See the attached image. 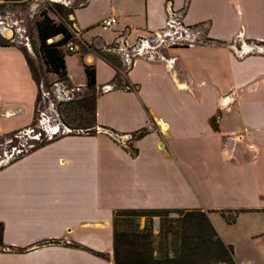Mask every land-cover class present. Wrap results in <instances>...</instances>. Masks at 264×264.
Here are the masks:
<instances>
[{
	"label": "crops",
	"instance_id": "0c3cea01",
	"mask_svg": "<svg viewBox=\"0 0 264 264\" xmlns=\"http://www.w3.org/2000/svg\"><path fill=\"white\" fill-rule=\"evenodd\" d=\"M143 5L140 25L123 9L102 17L116 19L110 43L120 47L134 30L153 38L172 10L182 26L196 25L212 40L199 47L207 57L179 56L189 48L175 43L165 56H133L125 68L122 53L111 50L126 71V85L114 88V68L101 56L109 43L83 42L71 11V32L87 49L79 62L94 67V124L103 132L65 135L0 169V264H113L111 219L119 209H197L209 221L220 210H264V0ZM26 58L12 43L0 46V138L32 121L38 88ZM81 64L80 81L72 82L66 60L65 72L84 88ZM216 235L233 264H250ZM259 237L264 229L251 238Z\"/></svg>",
	"mask_w": 264,
	"mask_h": 264
},
{
	"label": "rangeland",
	"instance_id": "374dc122",
	"mask_svg": "<svg viewBox=\"0 0 264 264\" xmlns=\"http://www.w3.org/2000/svg\"><path fill=\"white\" fill-rule=\"evenodd\" d=\"M85 1L86 0H0V35L4 28L9 29L10 37L8 38L9 41L7 40L6 42L8 44L12 43L23 49L31 70L30 72L28 68L30 75L32 79L38 83L35 82L38 92L34 104L32 121L25 128L32 129L33 131L24 134L25 129H21L14 134L0 138V169L16 160V158L11 159L8 156L12 153L13 147L20 148V146L23 145L24 148H31L30 151H32L68 134H86V127L92 125V94L90 95L84 88L72 84L66 77L63 81H58L57 75L49 71L38 52L39 43L36 35V25L40 23L43 18H48L55 24H63L71 33L72 36L68 43L73 45L75 49L74 52H64L65 44L59 47V51L64 56V65L66 60L67 74L70 76L72 82H78L82 78L80 63L85 64L82 61L79 62V58L80 60L82 59L80 56H82L87 49L76 40L74 34L71 32V30H74L71 25V10L77 19H81L80 24H78L81 40L87 43L92 37H98L104 42L109 43L105 48H101L103 53H107L112 52L111 49L107 47H115V43L110 42H112L113 37L117 35L115 34L116 26L111 29L112 32L101 30L98 23L102 17L107 15L111 8L117 10L123 9L130 13L128 15H135L131 17V21H133L134 25H140L144 14V5L143 0H132L131 2L128 0V3L125 5L122 4L124 0H87V4H84L82 8H76ZM118 18L120 21L125 20L124 17L118 16ZM140 32L141 31H139V33ZM135 33L136 30H134L129 37L127 34V40L126 42L124 41L127 47L134 45L139 38L148 36L145 32H141L140 34L142 35L140 36H135ZM199 35L201 34L199 33ZM200 37L201 36H199V38ZM59 38L60 36L48 38L45 44H50ZM204 38L208 39L207 37H203V39ZM188 41L189 40L182 42L189 43ZM174 45L175 44L171 45L169 42H166L165 44L159 45L154 51L159 55L165 56L166 51ZM199 47L211 46L206 45L202 41L198 42V40H194L185 47L189 49H182L175 52L179 54V56L194 53L198 56L205 55L207 57L208 51H201L203 49ZM214 73H217V70H214ZM216 78L219 79V81L222 80L219 75H217ZM51 89L54 92H52ZM44 92H47L46 98H42V93ZM96 95H98V92ZM49 130L55 133L49 136L51 137L50 139H47L46 136L50 133ZM98 131L103 132V130L96 128L94 125L93 127L91 126L87 134ZM134 137L135 136L131 139ZM6 157L8 158L6 159ZM8 159L9 161L6 163L5 161ZM184 195H187V193L184 192L182 188V197H185ZM182 211L183 213L179 215L174 212V210H171L169 213L161 212L153 217L144 215L134 217L138 230L148 228L150 231V245L154 251L153 255L156 258L162 259L165 255L172 257L174 255L173 252H176L175 256L177 257L182 255V253H180L181 246L179 243L182 235L180 231V221H182L181 228L187 227L188 224H186V222H189L196 225L195 228L197 229L194 230L199 231V233L205 232V229L201 227L202 223L199 216L192 215L187 217L184 213L200 210L182 209ZM144 214H149V212ZM227 216L233 217L234 221L232 223H227L216 214L210 215V221L215 232L220 238L229 241L228 243L232 247L233 256L238 261L247 260L250 264H259L257 262V255L261 249L260 247L264 248V237H259L256 240H253L251 237L264 229V210H238L235 211L233 215L230 213ZM122 229L124 228H119V230ZM201 246V248L196 250L199 252V255L190 256L192 262L197 261L198 264H212L215 260L220 258L221 255L219 256V254H217L218 252H215V247L208 249L210 245L203 241L201 242ZM183 257L182 255V258Z\"/></svg>",
	"mask_w": 264,
	"mask_h": 264
},
{
	"label": "trees",
	"instance_id": "16d2710c",
	"mask_svg": "<svg viewBox=\"0 0 264 264\" xmlns=\"http://www.w3.org/2000/svg\"><path fill=\"white\" fill-rule=\"evenodd\" d=\"M72 11V10H71ZM196 27V25L192 26ZM36 35L39 43L38 52L43 63L48 67L49 71L57 75L58 81H63L66 77L65 65H64V56L60 53L59 47L67 44L71 39V33L67 28L59 23L55 24L48 18H43V20L36 25ZM60 36V38L50 44H45V41L48 38H53ZM7 40L3 39L0 36V46H5ZM206 43L211 42L212 40L206 39ZM114 46L107 47L108 49L113 48ZM179 47L185 48L187 45H180ZM101 56L104 60L114 68V76L110 81V84L114 88H120L126 85L123 75L126 73L124 68H122L120 59L117 55L101 53ZM26 62L29 67L28 59ZM82 70L85 80L84 89L92 94V103H91V113L92 127L94 124V101L97 94L96 84H95V71L92 65L82 64ZM31 72V70H30ZM34 80V79H33ZM34 82H36L34 80ZM37 83V82H36ZM38 84V83H37ZM210 124L212 128H215L214 118L210 119ZM91 126L86 127L87 132L90 130ZM86 132V134H87ZM143 132V131H141ZM142 133L137 134L134 139L141 137ZM171 210H157V209H119L112 212V259L113 264H198L197 261L192 262L190 256H197L199 252L196 251L198 248H201V242H207L212 247H215V252H218L220 258L215 260L212 264H233L232 259L229 255V248L224 246L221 240L216 235V232L208 220L207 216L200 211H188L184 212L187 217L195 215L199 216L201 220V227L205 229V232L199 233L194 229L196 225L193 223L186 222L188 226L182 227V221H180V231L182 235L180 237V257L175 256L176 252H173L174 255L167 256L165 255L160 258H156L153 255V249L150 245V231L148 228L143 230H138L137 224L135 223L134 217L137 216H157L158 213L164 212L169 213ZM149 212V214H144ZM178 215L182 214V210H174ZM218 214L225 220L227 223H232L234 221L233 217H228L230 214L228 211L220 210ZM186 217V218H187ZM134 219V220H133ZM120 227L124 229L119 230ZM1 233H2V224L0 223V250L2 247L1 242ZM96 256L104 257L103 254L93 253ZM222 257V258H221ZM205 264V263H204Z\"/></svg>",
	"mask_w": 264,
	"mask_h": 264
},
{
	"label": "built area",
	"instance_id": "2783aa9c",
	"mask_svg": "<svg viewBox=\"0 0 264 264\" xmlns=\"http://www.w3.org/2000/svg\"><path fill=\"white\" fill-rule=\"evenodd\" d=\"M178 17L177 15L172 11L169 10L167 13V20H166V29L164 30V32H160L158 34H155V36L153 38H149V39H138L137 42L140 41V45H137V42L132 45L127 47L124 42L121 43V46H116L111 48V50L113 51H118L121 52V56L123 59V63L126 67H128L131 63V58L133 56H143V57H147L149 56V54H156L157 52L154 51L160 44L162 45L163 43L169 42L171 45L172 44H179V45H189L192 41L194 40H198V42L202 41L204 43H206L205 38L203 39V33L198 30L199 28L196 27H192V26H182L180 24V22L177 20ZM116 24V19L113 16H108L106 18H103L100 22H99V27L101 28V30L103 31H110L113 26ZM199 33L201 35H199ZM171 35H175V38H173V36ZM199 36H201L199 38ZM158 39V40H157ZM203 39V40H202ZM189 43L186 42H182V41H187ZM119 47V48H118ZM144 47V48H142ZM74 47L72 44L67 43L64 45V52L66 53H72L74 52ZM52 90V89H51ZM47 95V92L42 93V98H46L45 96ZM31 131H33L32 129H25L24 134L31 133ZM50 133H48V136H46L47 139H50L51 137H49L50 135L54 134L55 132H52V130H49ZM19 133V132H18ZM40 141V140H38ZM12 153L9 154L8 156L11 159L14 158H18V156L23 155L25 153H27L28 151H30V149L24 148L23 145L20 146V148H12ZM8 157H6L7 159ZM10 159V160H11ZM9 161V159L7 161H5L6 163ZM4 162V163H5ZM3 164V163H1Z\"/></svg>",
	"mask_w": 264,
	"mask_h": 264
},
{
	"label": "water",
	"instance_id": "95a60500",
	"mask_svg": "<svg viewBox=\"0 0 264 264\" xmlns=\"http://www.w3.org/2000/svg\"><path fill=\"white\" fill-rule=\"evenodd\" d=\"M9 34V35H8ZM3 39L8 40V38L10 37V32L8 28H4L3 32L0 35ZM159 123V122H157Z\"/></svg>",
	"mask_w": 264,
	"mask_h": 264
}]
</instances>
